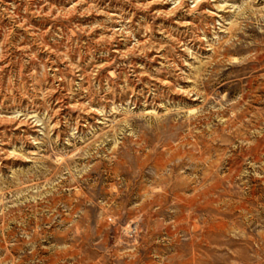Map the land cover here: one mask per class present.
Listing matches in <instances>:
<instances>
[{"label":"rangeland","instance_id":"374dc122","mask_svg":"<svg viewBox=\"0 0 264 264\" xmlns=\"http://www.w3.org/2000/svg\"><path fill=\"white\" fill-rule=\"evenodd\" d=\"M0 264H264V0H0Z\"/></svg>","mask_w":264,"mask_h":264}]
</instances>
